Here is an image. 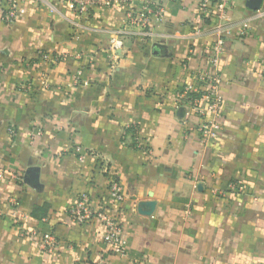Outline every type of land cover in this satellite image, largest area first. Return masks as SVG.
I'll return each mask as SVG.
<instances>
[{"label":"crops","instance_id":"obj_1","mask_svg":"<svg viewBox=\"0 0 264 264\" xmlns=\"http://www.w3.org/2000/svg\"><path fill=\"white\" fill-rule=\"evenodd\" d=\"M248 1L217 21L198 0H162L144 40L116 36L122 4L81 17L22 0L13 23L0 4V264H264V0ZM218 38L221 130L201 144V119L175 95L212 71ZM83 196L119 225L124 256L98 218L71 219ZM22 229L53 235L54 252Z\"/></svg>","mask_w":264,"mask_h":264},{"label":"built area","instance_id":"obj_2","mask_svg":"<svg viewBox=\"0 0 264 264\" xmlns=\"http://www.w3.org/2000/svg\"><path fill=\"white\" fill-rule=\"evenodd\" d=\"M31 1L38 5L46 6L47 9L52 10L54 0H24ZM65 4L76 15L86 17L95 9L108 8L114 4L125 5L128 9L126 11L124 26L117 35H122L128 29H134L139 32V37L144 40L148 38L151 28L161 23L166 14V10L162 4V0H58ZM22 0H1L2 4V18L7 23H13L19 15L24 13L23 8L20 6ZM231 6V0H198V9L203 13H207L209 9L214 8L216 12V20L223 21L227 18L228 11ZM224 39L218 38L210 51V61L212 71H199L195 73L192 82L186 84L175 95L176 108H182L187 105L190 113L201 119L194 130L197 133L200 143L206 144L215 141L218 138L221 130L222 106L223 97L220 94V75L218 67L220 58L223 52ZM42 60L58 61L57 56L41 55ZM264 74V61L262 62ZM24 87V86H23ZM29 89L28 86L24 87ZM185 129L188 128L187 124L183 122ZM13 133V129L8 130ZM132 132L135 135V141L139 143L137 137V127H132ZM41 135V130L37 129L30 137L32 142L36 137ZM75 151L79 153L81 150L76 147ZM3 174L0 173V179ZM14 177L20 180L18 175ZM110 195L117 201L124 200L123 191L117 181H112L110 185ZM71 219L76 223H87L93 217L99 219L102 224L101 240L110 247L114 253L120 256L125 255L124 242L122 239V231L119 225L112 217L107 216L105 213L95 211L89 207L87 199L83 196L74 206L69 209ZM21 236L36 241L37 249L43 253L51 254L55 250L56 240L53 235L48 233H40L37 230H21Z\"/></svg>","mask_w":264,"mask_h":264},{"label":"water","instance_id":"obj_3","mask_svg":"<svg viewBox=\"0 0 264 264\" xmlns=\"http://www.w3.org/2000/svg\"><path fill=\"white\" fill-rule=\"evenodd\" d=\"M261 0H249L247 3V7L253 11L257 10L260 6ZM152 204L149 205L150 208H152Z\"/></svg>","mask_w":264,"mask_h":264}]
</instances>
